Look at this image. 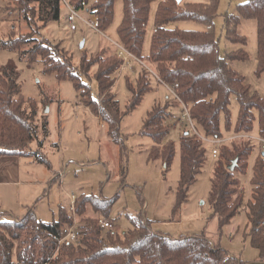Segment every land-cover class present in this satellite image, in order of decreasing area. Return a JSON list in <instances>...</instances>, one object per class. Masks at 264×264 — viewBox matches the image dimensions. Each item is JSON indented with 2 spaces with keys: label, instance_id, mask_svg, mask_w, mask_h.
<instances>
[{
  "label": "trees",
  "instance_id": "obj_1",
  "mask_svg": "<svg viewBox=\"0 0 264 264\" xmlns=\"http://www.w3.org/2000/svg\"><path fill=\"white\" fill-rule=\"evenodd\" d=\"M115 1L70 0L75 9L96 15L101 31L106 30L113 20ZM153 1L156 0H122L123 16L116 28L117 41L145 60L165 84H177L175 90L179 98L188 105L191 118L205 137L221 134V116L229 129V104L233 94L239 103L234 131L249 132L257 124L258 134L264 137V96L252 90L244 76L230 65L233 60H246L247 52L240 47L220 54L213 24L219 0L184 4L176 0H160L154 14L150 48L144 55L143 43ZM60 7V0H15L13 4V10L29 26H36L38 22L45 26L48 22L58 21ZM222 16L224 37L242 46L246 45V37L238 31L240 20H255V73H264V0H243L237 5L236 14L225 12ZM180 20L203 23L207 30L167 26ZM0 48L17 52L28 64L41 59L44 73L53 74L58 80H69L80 102L108 124L109 138L119 145L120 153L124 152L119 137L122 115L112 91L122 59L117 56L114 45L112 48L110 45L103 46L90 55L83 53L79 70L60 43L39 38L38 29L17 36H0ZM18 75L14 63L8 61L0 66V157L29 154L47 164L46 159L38 153L22 150L37 139L39 131L44 137L48 131L46 116L41 126L35 122L38 104L34 98L20 94ZM151 75L149 70L139 67L135 85L127 83L130 97L124 113L134 110L144 94L151 90ZM91 78L96 83V96H93L89 86ZM44 98L45 95L42 102ZM171 103L179 104L176 100ZM169 106L167 103L155 104L148 111L139 132L150 136L153 141L148 159H160L166 168L174 157L173 142L162 143L168 133L164 120L170 115ZM254 149L255 143L249 140L233 141L220 147L208 202L212 214L217 217L220 232L233 217L241 211L245 212L248 224L246 238L262 258L264 155L259 152L255 157L250 177L251 193L246 201L238 177V174L246 172L249 156ZM206 152L204 142L195 134L189 132L182 135L174 211L188 200L189 189L206 161ZM235 158L236 164L233 170H229L228 166ZM116 198V195L106 199L85 192L75 196L74 209L79 221L76 241L66 239L58 242L73 223L70 209L65 206H60L57 217L50 221L39 219L31 209L16 220L0 219V264H243L238 257L221 248L219 243L212 245L203 233L173 238L153 231L150 221L141 213L129 218L131 227L122 234L107 230L104 237L99 220L109 218Z\"/></svg>",
  "mask_w": 264,
  "mask_h": 264
},
{
  "label": "rangeland",
  "instance_id": "obj_2",
  "mask_svg": "<svg viewBox=\"0 0 264 264\" xmlns=\"http://www.w3.org/2000/svg\"><path fill=\"white\" fill-rule=\"evenodd\" d=\"M14 1L0 0V36L4 38L10 35L17 36L38 29L39 38H48L55 43H60L61 47L72 56V62L77 70H79L78 65L83 53L90 55L106 45L112 48L111 40H117L116 28L123 16L122 0L115 1L113 20L102 32H97L79 22L77 30L72 32L66 19L67 9L62 5L58 21L48 22L45 26L39 22L38 27L37 25L29 26L13 10ZM159 1H153L150 5L143 43L144 55H147L150 48L154 14ZM176 1L181 4L208 2V0ZM242 1H218L217 16L213 22L214 32L218 38L221 55L240 47L244 48L248 58L233 60L230 65L244 76L245 82L252 90L264 96V73L260 75L255 73L257 66L255 20L242 18L238 25L239 33L246 37L245 46L226 40L222 31V14L225 12L236 14V7ZM80 13L86 16L88 12L80 11ZM167 26L186 30H207L206 25L194 20L175 21ZM8 61L17 67L20 94L26 98H34L38 104L35 122L41 126L46 116L51 127L50 134L42 140L41 144H37V139H34L22 149L24 152L38 153L40 157L43 156L46 159L47 164L29 154L16 155L17 157L7 156L0 160V219H11L12 216L20 218L31 209L39 219L50 221L57 217L60 206L70 208L71 193L74 196L81 192L93 193L106 199L116 195L117 198L107 219L112 222L111 230L114 232L122 234L131 227L129 218L141 213L150 221L153 231L173 238L203 233L212 239L210 240L212 245L215 242L219 243L221 248L238 257L243 264H264V257H259L257 250L246 238L245 229L248 227L244 211L223 226L221 232L218 230L217 217L212 214L208 196L213 168L219 153L216 156L212 154L215 144L205 139L201 128L194 123L191 116L197 132L195 133L188 126V121L182 116V105L168 93L161 82L151 75V90L144 94L134 110L124 113L130 97L127 83L130 82L134 86L138 72H125L116 77L112 91L118 100L122 115L119 122V137L124 152L120 153L119 145H116L108 136V124L100 121L102 120L100 117L98 118L80 102L69 80H58L53 74L44 73L41 59L28 64L17 52L0 48V66ZM89 86L93 96H96V83L93 78L89 80ZM44 95V102H42ZM174 100L179 104L171 103ZM166 103L170 104V115L164 120L168 126V133L162 143L169 141L174 145V157L168 168L160 159H148V151L153 141L150 136L139 133L148 111L155 104L165 105ZM184 104L189 110L188 105ZM229 108L231 112L229 129L225 127L223 116L220 119L221 134L219 136L226 139L236 133L234 125L239 103L234 94L230 96ZM185 131L192 132L204 142L207 149L206 161L197 175V180L189 189L188 200L174 211L175 190L180 171V140L182 135H186ZM250 132L253 135L258 134L257 124ZM238 140L245 139L235 137L216 147L220 149L222 145H230ZM256 156L257 149H254L249 156L246 172L238 174L244 190V201L250 197V177ZM90 213L93 212L90 211ZM76 219L78 221L77 216ZM103 230V236L106 237V231L109 229L103 228Z\"/></svg>",
  "mask_w": 264,
  "mask_h": 264
},
{
  "label": "built area",
  "instance_id": "obj_3",
  "mask_svg": "<svg viewBox=\"0 0 264 264\" xmlns=\"http://www.w3.org/2000/svg\"><path fill=\"white\" fill-rule=\"evenodd\" d=\"M60 3L62 6H64L67 9V14H66V19L69 25V29L74 32L77 30L78 28V22L81 24H84L85 26L97 31V32H102L99 28H98V19L96 15H93L91 13H87L86 16H83L79 10L75 9L73 7V5L71 4L70 0H60ZM112 44L115 47L117 56H119L122 59V63L120 66V69L118 71V76H120L122 73L125 72H129L132 73L134 72V64L136 63L137 65H139L140 67L146 68L147 70H149L152 75L159 81L161 82L168 90L169 94H171L176 100H178L180 102V104L183 107V113L182 116L185 117L187 124L189 127H191L193 129V131H195V133L197 132L196 129L193 126V122L190 118V114H189V110L187 108V106L184 104L183 101H181V99L179 98L177 92H176V86L177 84L174 85H167L165 84L162 80H160V78L157 76V74L154 72L153 68L143 59H141L140 57L136 56L135 54H133L132 52H130L122 43L118 42L117 40H111ZM235 137H242L245 140H249L255 143L256 145V149H257V153L261 152L264 153V137L257 134V135H253L252 132H236L234 133L232 136H230L228 139H233ZM206 140L211 141L214 145V147L212 148V154L214 156H216L219 152V149L216 147V145H221L223 142H225L226 138L221 137V136H216V137H205ZM74 200H75V196L74 194L70 195V212L72 214L73 217V223L69 226L68 230L66 231V233L64 234V236H62V238H60L59 241L62 240H69V241H76L78 240V221L76 219V215H75V209H74ZM100 226L102 228H106L111 230L113 228V224L111 221L107 220V219H100L99 220Z\"/></svg>",
  "mask_w": 264,
  "mask_h": 264
},
{
  "label": "crops",
  "instance_id": "obj_4",
  "mask_svg": "<svg viewBox=\"0 0 264 264\" xmlns=\"http://www.w3.org/2000/svg\"><path fill=\"white\" fill-rule=\"evenodd\" d=\"M139 67H140V66L137 65L136 63L134 64V69H135V70H134V73H136V72L139 71ZM132 73H133V72H132ZM154 78H155V77H154ZM155 79H156V78H155ZM156 80H157V79H156ZM157 81H158V80H157ZM158 82H159V81H158ZM156 83H157V82H156ZM161 84H162V83H161ZM167 91H168V90H167ZM168 93H169V92H168ZM98 118H99V117H98ZM38 121H39V120H38ZM100 121H103V120H100ZM103 122H104V121H103ZM50 127H51V126H50V124H49V120H47V131H48V135L50 134ZM48 135L44 137V136L42 135V132L39 131V132H38V135H37V140H36L37 142H36V143H37V144H40L39 141L43 140L44 138H47ZM59 140H60V138H59ZM56 146H57V148H58V143H57ZM6 157H7V156H6ZM9 157H10V156H9ZM11 157H17V156H11ZM1 159H3V157H0V160H1ZM52 179H53V178H52ZM71 194H73V193H71ZM38 195H40V194H38ZM23 215H24V214H23ZM23 215H22V216H23ZM12 217H13V219H15V220L19 218V217H14V216H12ZM20 218H21V217H20ZM232 219H233V218H232ZM232 219H231V220H232ZM229 223H230V222H229ZM246 225H247V227H248V224H246ZM247 230H248V229H245L246 232H247ZM166 236H168V235H166ZM169 237H171V236H169ZM209 239L212 241L211 238H209ZM231 254H232V253H231ZM232 255H233V254H232ZM234 256H235V255H234Z\"/></svg>",
  "mask_w": 264,
  "mask_h": 264
},
{
  "label": "water",
  "instance_id": "obj_5",
  "mask_svg": "<svg viewBox=\"0 0 264 264\" xmlns=\"http://www.w3.org/2000/svg\"><path fill=\"white\" fill-rule=\"evenodd\" d=\"M189 132L188 131H185L184 134H188ZM264 155V153H262ZM236 161H237V158H235L232 163L228 166V169L229 170H233L235 164H236Z\"/></svg>",
  "mask_w": 264,
  "mask_h": 264
}]
</instances>
